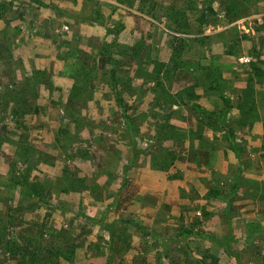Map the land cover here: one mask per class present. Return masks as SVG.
Returning a JSON list of instances; mask_svg holds the SVG:
<instances>
[{
  "label": "rangeland",
  "instance_id": "obj_1",
  "mask_svg": "<svg viewBox=\"0 0 264 264\" xmlns=\"http://www.w3.org/2000/svg\"><path fill=\"white\" fill-rule=\"evenodd\" d=\"M41 1L53 8L0 0V264H238L211 236L232 238L239 264H264V0H213L217 14L202 26L190 13L188 33L141 0ZM179 37L192 39L189 65L220 67L219 90L188 65L159 89L153 61L168 63ZM24 87L35 94L15 115ZM28 170L44 201L11 187ZM107 225L128 238L114 252Z\"/></svg>",
  "mask_w": 264,
  "mask_h": 264
},
{
  "label": "trees",
  "instance_id": "obj_2",
  "mask_svg": "<svg viewBox=\"0 0 264 264\" xmlns=\"http://www.w3.org/2000/svg\"><path fill=\"white\" fill-rule=\"evenodd\" d=\"M33 2H35L39 7H43V8H53L52 5L50 4H46L44 2H42L41 0H32ZM201 0H157V2L155 0H141L142 3H148L150 2V5L153 7V10H160L164 12H167V18L171 19L173 21V23H175V25H177L178 29L182 31V33H185L188 31H185L188 29V27H190L191 25H193L195 22V24L197 25H202L204 26V24L209 22V18L212 15H216L217 12L214 8V1L213 0H204V5L202 4V6L200 7L199 2ZM195 11H201L202 14L200 16H198L197 20L195 22H193V20L191 19V15H189L190 13H194ZM9 12V7L7 5H5L4 3H0V19L3 18V16L5 14H7ZM158 12V11H157ZM233 10L229 11V15L230 13H232ZM93 20H95L94 22H101L102 21V13L100 11H96L95 16L90 17ZM192 41V39L189 38H176L175 39V43L171 46V51H170V55H169V59H168V63L165 62L164 60H160L157 59V61H153V63L157 66V86L159 87V89L161 91L164 90V79H166L169 83L170 80L168 79L171 74L173 72H178L181 69H188L187 65L190 66L193 70H195L196 72H198V74H202V75H206L208 76L209 80L212 82L210 84V88L212 90H219L218 85H216V80L215 79H220L222 78V72L219 66L216 65H203L200 61H195L194 63H191L189 65V63H187V58H188V54L191 48V44L190 42ZM138 49V48H137ZM135 47L130 48V50L133 52V56H139V50H137ZM101 53V54H105ZM104 61V58H103ZM111 62V68L109 70V78H110V83H111V87L113 88V92L115 95V100L116 103L123 109H127V104L124 102V99L122 98L120 91L118 90V84L120 82V75H119V70H118V64L119 61L115 58L112 57V59H110ZM101 69L99 68V66L96 64H91L89 66V70H86L85 73L87 75H90L91 73L96 74L97 72H99ZM260 73H263V71H261L260 69H258ZM103 71V70H102ZM41 73L40 71L37 72V74ZM161 73H163L164 75H161ZM195 76V80L196 82H198L200 80V77L198 75H194ZM39 79H37L38 82ZM13 81V79L11 80ZM196 84V83H194ZM14 85L17 86L16 81H14ZM195 86H188L185 89L186 94H189L190 96H195L193 94V88ZM16 91V90H15ZM17 96L19 95V99L14 103V110H15V115L17 114V112L19 114H24L23 110H27L28 108L26 105L24 104H29V100L34 96L35 94V89H27L26 87L23 88L22 91H19L16 93ZM22 98V99H21ZM11 100H14L11 99ZM223 100V104L226 108H231L232 104L230 99L228 98H224L222 97ZM20 104H22L20 106ZM18 108V109H17ZM193 108L195 111L205 114L208 113V111L203 108L199 103H194L193 104ZM5 109V108H4ZM40 112V108H36L35 113ZM23 116V115H21ZM125 118V123L129 126H131V122L133 120L132 117L128 116V115H124ZM69 130L68 129H61L59 130V137H67L69 135ZM59 142H62V140H59ZM25 151L22 153V157H21V161L24 162L25 164H32L33 161L31 159V156L33 154V152L28 149V148H24ZM29 170L28 171H24L23 172V176L21 177H12V179L9 181L11 184L12 188H16V187H20V189L22 190V192L27 193L28 195H31L33 197L38 198L41 201H44L46 198H48V189H47V183H43L40 179L35 178L33 180H31L29 177ZM238 188V185H235L232 189L236 190ZM211 195L217 197L219 195L218 191H212ZM8 217L10 219L13 220V215H8ZM88 219V222H90V219ZM11 221V220H10ZM91 221H94L93 219ZM124 228H126L127 225H131L133 224L132 221L130 220H124ZM0 224L2 226H6V220L1 217L0 218ZM46 223H43V226H45ZM135 226L137 227L138 230H144L145 227H142L141 225L135 224ZM104 227V226H103ZM105 229H107V232L110 236V244L108 245L109 249L111 252L115 251V246L114 244H116V242H114V238L118 239V242H123V241H127L128 238L126 237V235L124 234V231L122 230L120 233H117V231L114 229L113 225H107L106 227H104ZM194 231L192 229H184L182 231V235H194ZM210 237V236H208ZM4 235L0 236V245L4 242ZM212 238L215 242H217L218 244H221L222 246H224L226 248V250L228 252H230L231 254H233V256L235 257V259L237 260V263H240V257L238 252H232V248H233V244H234V240L232 238H224V239H216L214 237H210ZM67 245H71L70 243H68ZM63 248L59 249L56 248L55 249V255L60 257V252ZM59 251V252H58ZM72 257V256H71ZM69 257L67 259V261L70 262V264H75V261L73 258Z\"/></svg>",
  "mask_w": 264,
  "mask_h": 264
}]
</instances>
